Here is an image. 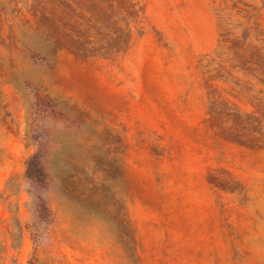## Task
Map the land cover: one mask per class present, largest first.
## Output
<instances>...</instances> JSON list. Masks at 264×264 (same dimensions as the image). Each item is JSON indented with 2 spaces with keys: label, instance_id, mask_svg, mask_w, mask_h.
<instances>
[{
  "label": "rangeland",
  "instance_id": "1",
  "mask_svg": "<svg viewBox=\"0 0 264 264\" xmlns=\"http://www.w3.org/2000/svg\"><path fill=\"white\" fill-rule=\"evenodd\" d=\"M92 9L0 0V264H264V0Z\"/></svg>",
  "mask_w": 264,
  "mask_h": 264
},
{
  "label": "trees",
  "instance_id": "2",
  "mask_svg": "<svg viewBox=\"0 0 264 264\" xmlns=\"http://www.w3.org/2000/svg\"><path fill=\"white\" fill-rule=\"evenodd\" d=\"M96 0H63V5L65 8L68 9H73L74 6H78L82 10V15L90 14L91 18L90 20L94 19L97 20L96 15L97 13L94 12L92 9L93 3ZM67 43H64L62 46H67ZM236 49L239 50L240 52H237L236 54L238 55V58L240 59L241 65H245L246 61V52L250 50V48L245 44V42L242 43H237L235 44ZM255 51H253L251 54L253 55L254 53L258 55L259 51L254 48ZM29 171V168H28Z\"/></svg>",
  "mask_w": 264,
  "mask_h": 264
}]
</instances>
